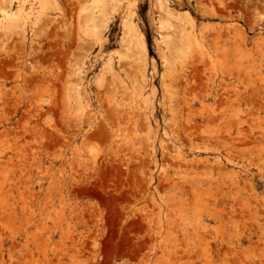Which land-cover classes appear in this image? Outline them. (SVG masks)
Segmentation results:
<instances>
[{"label": "rangeland", "instance_id": "1", "mask_svg": "<svg viewBox=\"0 0 264 264\" xmlns=\"http://www.w3.org/2000/svg\"><path fill=\"white\" fill-rule=\"evenodd\" d=\"M0 34V264H264V0H0Z\"/></svg>", "mask_w": 264, "mask_h": 264}, {"label": "bare ground", "instance_id": "2", "mask_svg": "<svg viewBox=\"0 0 264 264\" xmlns=\"http://www.w3.org/2000/svg\"><path fill=\"white\" fill-rule=\"evenodd\" d=\"M2 32V31H1ZM3 33V32H2ZM1 35V34H0ZM10 36V35H9ZM21 48V47H20ZM16 56V55H15ZM14 57V56H13ZM230 98V97H229Z\"/></svg>", "mask_w": 264, "mask_h": 264}]
</instances>
